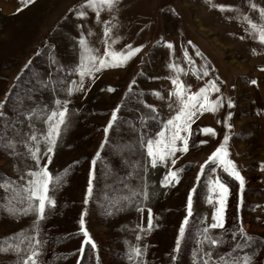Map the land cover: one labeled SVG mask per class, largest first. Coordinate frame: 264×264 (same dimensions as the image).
Wrapping results in <instances>:
<instances>
[{
	"label": "rangeland",
	"instance_id": "1",
	"mask_svg": "<svg viewBox=\"0 0 264 264\" xmlns=\"http://www.w3.org/2000/svg\"><path fill=\"white\" fill-rule=\"evenodd\" d=\"M253 3L256 9L251 7ZM220 4L232 8L221 11L214 7ZM259 9H264V0H119L115 10L105 7L100 14L101 21L115 25L112 37H120L112 48L120 51L127 44L144 47L124 66L102 69L91 81L86 76V92L81 90L69 96L66 89L71 80L79 79L67 70L80 63L81 31L89 47L97 49L100 55L104 51V25L96 22L95 11L87 7L85 0H33L30 4L26 0H0V101H5L9 94L2 111L15 120L21 110L17 97L22 99L23 109H43L44 115L31 117V124L43 134L47 131V114L56 107L55 99L70 101L66 126L61 125L48 164L53 180L56 175H61L62 180L49 193L55 207L46 208L38 236L33 229L35 213L9 211L10 207L24 206L13 188L25 183L21 176L35 164L21 143L27 139L25 133L30 132L28 120L21 117L24 123L15 125L20 134L10 128L5 139V143L7 139L17 141L19 155L12 156L0 147V264H17L18 259L31 252L27 242L21 244L20 233L42 241L37 264H80L87 245H91L79 231L82 213L84 228L96 245L100 264H202L201 257L208 251L213 262L221 256L229 261L233 257L243 260L247 255L251 264H264V43L258 39L264 17ZM78 10L86 11L87 16L76 17ZM249 21L257 27L252 29ZM158 41L172 42L171 55ZM184 49L194 65L184 60ZM197 50L202 55L197 56ZM50 56L55 57L63 72L56 71L57 65L49 66ZM170 60L184 69L179 77L190 85V92H197L209 80H215L220 92H212L209 99L220 95L223 107L216 112L197 113L190 126L189 151L177 152L179 159L175 165L170 160L156 168L148 164L145 172L146 149L141 148L138 132H133L132 127L140 128L141 116L151 117L145 103L155 106L158 113L156 119L146 121V130L153 137L162 127L161 121L178 110L175 97H169L173 88L168 78L173 75L167 67ZM205 69L207 76L203 75ZM49 73L53 74L52 79L67 75V80L55 91L41 89L36 81L48 79ZM134 78L132 92L136 95L126 97ZM253 79L257 81L255 85L250 83ZM109 86L115 91L109 92ZM29 89L34 90L29 93ZM153 90L160 96L153 95ZM229 99L232 108L227 106ZM169 103L174 105L171 111ZM118 104L121 105L118 123L106 137L103 129ZM229 111L233 114L227 120L231 128L225 126ZM3 127L0 123V129ZM204 127L214 129L215 135L196 131ZM225 135L229 136L227 142L223 140ZM200 140L206 143H198ZM221 143H225L228 151L226 159L235 163L245 181L239 210V181L225 172L223 165L207 164L201 173L200 165ZM98 151L101 156L93 173V192L85 204L91 161ZM45 162L46 158L41 165ZM169 167L183 169L178 173L179 182L161 187L160 181ZM213 167L216 171H212ZM198 173H201L199 180ZM222 175L235 180L236 185L234 190L228 185L224 228L209 230V235L222 239L223 243L211 245L203 240L201 230L213 222L212 214L218 206L217 193L210 191V182L217 177L224 182ZM11 181L15 184L6 186ZM145 181L148 199L133 197L132 191H143ZM194 186L193 214L180 248L174 252L180 224L187 214L188 193ZM125 197L132 202L129 204ZM149 208L153 226L146 231ZM241 224L260 243L236 248L237 241L242 244L244 241L239 234L233 240L232 231ZM252 244L256 251L245 250ZM16 245H20L19 253L15 251ZM137 245L143 254L137 258L133 253L130 260V249Z\"/></svg>",
	"mask_w": 264,
	"mask_h": 264
},
{
	"label": "snow or ice",
	"instance_id": "2",
	"mask_svg": "<svg viewBox=\"0 0 264 264\" xmlns=\"http://www.w3.org/2000/svg\"><path fill=\"white\" fill-rule=\"evenodd\" d=\"M33 0H26V3L30 4ZM119 3V0H85V4L89 9L95 11V18L97 23H102L103 27V39L102 43L104 45L103 54H98V50L92 47H89L85 35L83 31L79 36V46L81 49L80 54V63L74 67L69 68L67 72L69 74H75L79 77V79H73L70 82V86L66 89L67 94L71 96L75 92H79L85 89V77L89 78V81L92 80L95 73L100 72L102 69L110 68V67H122L124 66L132 57H134L137 53L141 51L144 45H139L133 47L131 44H127L120 51H116L112 48V44H115L120 37L116 36L112 37V29L115 25H112L110 21L104 20L101 21L100 14L101 10L107 7L109 10H115L116 5ZM221 11L226 9H231V5H214ZM251 7L253 9L257 8L256 4H252ZM71 11V10H70ZM260 14L264 17V9H259ZM75 16L79 18H85L87 16V12L84 10H78L75 12ZM252 29H255L257 26L254 23H251ZM81 25H77V28H81ZM248 31V29H245ZM89 35H91V31H89ZM242 39L244 37H241ZM258 39L261 43H264V28L260 29V34ZM158 44L162 43L164 47L170 50L173 49V44L170 41H158ZM189 44L192 42L189 41ZM54 47V46H53ZM194 47V46H193ZM196 55L200 56L198 50L196 51ZM184 60L189 64L194 65V61H192L191 57L188 55L187 49H184ZM30 63V61H29ZM57 65L56 71L63 72L64 69L62 66L58 65L55 57H49V66ZM28 65H25L27 67ZM167 67L172 70L173 75H170L168 78L171 80L173 85L172 90L169 92V97H175L176 104L178 105V110L175 111L173 115L169 118L162 120V127L158 132L155 133L153 137L151 133L146 130V121L151 119H156L158 116L157 110L155 106L144 104V107L151 110V117L141 116L140 119V128L132 127L133 132H138V142L141 148L146 149V163L143 165L144 171L147 172V165L150 164L151 167L156 168L160 164H167L170 160L171 165L176 164V160L179 159L176 156L177 152L186 153L189 151V134L191 133V123L193 122V118L197 115V113H202L204 111L216 112L220 107H223V101L220 95H217L215 99H209V96L212 92L219 93L220 88L218 87L215 80H209L205 86L201 87L197 92H190L188 89L190 85H185L183 81L180 80L179 73L184 71L180 67L178 63L170 62ZM143 74V73H141ZM52 73H49V78L46 80H37L36 83L40 85L41 89L52 88L55 91L58 85H63L65 80H67V75H62L58 79H52ZM204 76L208 75V70L205 69L203 72ZM19 79V76L17 77ZM150 79H158V77H150ZM218 79V78H217ZM134 80L129 84L128 92L125 94L126 97L129 94L136 95L132 92ZM251 84L255 85L257 81L255 79L250 81ZM91 84L89 83V87ZM34 89H29L28 92L31 93ZM64 89H61L63 91ZM109 92L115 91L113 88L109 86ZM153 95L159 97L160 93L156 90H153ZM6 94V100L7 96ZM142 96L143 93H140ZM20 101L18 104V108L21 109L16 114V119L12 120L7 116L6 113L2 111L3 105L6 103L5 101H0V123L4 125L3 129H0V147L8 152V154L12 156H17L19 153L16 152L17 141L15 139H7L5 143V139L7 138L8 129H12L15 131L16 135L20 134V129H17L15 125L17 123H24V120L21 117H24L28 120L30 132L25 133L27 139L21 141L24 144L27 155L31 157V159L35 162L34 167L28 168L27 174L21 176V180L25 181V183L21 184L19 188H13V191L17 192L18 196H20V203L24 206L20 208L10 207L9 211L12 214H23L27 215L29 213L36 214V221L33 223V229L35 230L36 236L39 234V222L46 218V208L55 207V200L49 194L50 191H54L55 187L61 182V175H56L54 180L52 174L49 172L48 164L51 163L52 155L54 153L55 146L57 144V138L60 135L61 125L66 126L67 114H68V104L69 100H61L59 98L55 99L54 103L56 107L51 110L49 114H47V119L45 123L47 124L46 133L39 134L34 125L31 124V117L33 116H41L44 115L43 109L32 108V109H23V101L21 98L17 97ZM28 99H32L31 95H28ZM227 106L229 108L233 107V102L229 99L227 101ZM170 111L173 109L174 105L169 103L168 105ZM121 108V105L118 104L116 109H113L111 112V118L108 120L107 125L104 127L103 131L105 136L107 137L109 134V130L114 128L116 123H118V110ZM232 112L227 113V118L225 119V126L227 128H231L232 125L227 122L228 118L232 116ZM196 131L205 134H213L215 135L214 129L211 127L198 128ZM223 140L227 142L229 140V136L225 135ZM43 141V149L41 148V142ZM179 142V144H178ZM198 143L203 144L206 143L204 140L198 141ZM105 145L102 143L101 149H103ZM101 156V152L98 151L95 156L92 158L91 165L92 169L89 174V181L87 186V191L85 194L84 203L87 204L89 202V196L93 192V173L95 171V165L97 163L98 158ZM228 156V151L226 149L225 143H221L204 161L203 164L200 165L201 173L204 171V166L207 164H219L223 165V169L230 176L234 177L235 180L239 181L240 186V201L238 202V210L240 203L243 202V190L245 188V181L243 176L237 170L235 163L231 159H226ZM175 157V158H172ZM46 158V162L41 165V160ZM140 167V165H137ZM181 168L173 169L171 167L168 168V171L164 175L163 179L160 181L161 187H167L174 182H179L178 173L182 171ZM67 170H65L66 173ZM107 171V169H106ZM212 171H216V168L213 167ZM198 173L197 179H200V174ZM131 175V173L129 174ZM15 184V181L9 182L6 186L11 187V185ZM51 185V187H50ZM195 191V186L188 193L187 198V214L184 216L183 222L179 227V235L176 237V246L173 250L174 252L178 251L180 248L181 238L184 236L186 231V225L189 222L190 216L193 214V192ZM210 191L217 193V207H215L212 214V223L207 225L205 228L201 230V235L203 240H207L211 245H217L218 243H223V240L220 238H214L209 235L210 229L216 228H224L225 223V210H226V198L229 194V187L226 183L222 182L218 177L210 182ZM23 193L21 196L20 194ZM132 196H142L144 200L148 199V191H147V182H144L143 191L133 190ZM130 204L132 201L130 198L125 197ZM142 210V208L138 209ZM148 224L147 230L150 231L153 226V216L151 208L148 209ZM80 223V232L83 233L85 241L91 244L93 249L96 248L94 242L91 241L88 232L84 228V219L83 213L81 214ZM237 234L242 238L244 243L237 241L235 247L241 248L253 240V237L249 236L242 224L239 226H234V230L232 231L233 240H236ZM21 239V244L27 242L28 247L31 252L26 255L23 259H18L17 264H37L36 257L38 255V248L42 244V241L36 238V236H27L24 233L18 234ZM137 239L140 237L137 235ZM147 245L144 246L146 248ZM15 251L19 253L21 251L20 245L15 246ZM82 251V249H81ZM135 254V257H140L143 254V249L137 245L130 249V253L128 258L133 259L132 254ZM172 259L175 260L176 256L173 255ZM202 264H251L250 257L245 255L243 260L237 257H233L229 261H225L224 257H219L216 261L213 262L211 251L204 252L203 257H201Z\"/></svg>",
	"mask_w": 264,
	"mask_h": 264
},
{
	"label": "trees",
	"instance_id": "3",
	"mask_svg": "<svg viewBox=\"0 0 264 264\" xmlns=\"http://www.w3.org/2000/svg\"><path fill=\"white\" fill-rule=\"evenodd\" d=\"M222 178H223V181L227 185H229L232 190L235 189V185H236V181L235 180L232 179L230 181V180L227 179L228 177L225 178V177H223V175H222ZM258 240H260V239L254 238L250 243L258 244V243H260V241H258ZM255 247L256 246L252 244V245H250V247H246L245 250H248V251L250 250L251 251ZM249 248H251V249H249ZM254 250L256 251V249H254ZM80 264H100L99 260L97 258L96 251H95V249H93L91 247V245H87L86 250L84 251V254H83V257H82V260H81Z\"/></svg>",
	"mask_w": 264,
	"mask_h": 264
}]
</instances>
